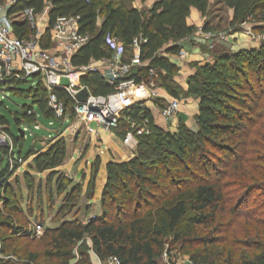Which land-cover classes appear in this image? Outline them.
I'll list each match as a JSON object with an SVG mask.
<instances>
[{"label":"trees","instance_id":"1","mask_svg":"<svg viewBox=\"0 0 264 264\" xmlns=\"http://www.w3.org/2000/svg\"><path fill=\"white\" fill-rule=\"evenodd\" d=\"M5 1L0 0V4ZM14 1L8 16L25 9H33L40 15L48 2ZM218 1L234 12L233 27L251 18H264V0ZM133 2L50 0V27L41 45L50 49L49 33L59 18L79 17L80 33L89 35L90 40L72 59L74 67H88L92 61L110 59L112 52L106 49L108 36L124 45L126 54L122 62L130 65L132 47L138 41L140 62L145 67L137 70L132 80L140 84L150 69L161 71L165 73L160 79L161 86L177 99L176 89L170 86L177 66L162 53H180L179 44L195 31L187 24L191 8L205 11L210 0H159L152 11L134 9ZM100 18L104 20L99 26ZM14 29L18 38H25L30 32L26 23H17ZM210 30L205 28V32ZM215 53L214 63L197 66L188 80V95L200 100L197 132L183 123L176 133L165 131L156 126L150 110L140 104L124 112L131 122H148L153 134L145 138V145L150 151L140 150L127 161L107 163L100 198L102 214L87 222L80 214L89 216L101 159L94 161V173L86 186L75 184L67 173L59 171L67 159L68 144L64 137L52 141L44 152L34 154L31 149L24 154L22 136L11 132L0 109V126L8 128L15 148H19L17 153L14 148L13 154L25 161L34 157L20 176L28 188L26 198L19 176L20 197L10 186L13 168L6 165L0 171V238L4 243L0 252L14 253L21 260L12 263L0 257V264H39V253L21 254L14 248L20 241L22 244L37 241L28 232L31 221L34 218L38 225L45 226L46 215L52 216L56 207L54 226L45 227L38 239L41 243L49 242L46 256L56 264H70L74 256L63 249V244H78L86 235L100 260L114 259L116 264H160L169 244L171 251L181 244L189 247L193 264H264V202L260 203L264 200V157L255 153V149H248L257 147L264 151V45L259 50L228 53L221 49ZM81 83L96 97L115 93V87L109 86L98 72L88 73ZM23 85L8 90L32 100L45 119L56 121L50 95L42 83L26 90ZM2 86L0 83V91ZM53 94L67 107L72 106L69 115L73 121L72 97L59 88H54ZM4 101H0L1 107H5ZM37 117L33 107L23 106L15 121L20 127L24 119L35 121ZM113 135L125 138V133L117 129ZM0 152L2 156L10 154L9 149ZM45 173L46 181L42 184ZM34 174L41 176L38 185ZM12 191L14 201L7 205ZM44 193L47 204L43 201ZM157 197L160 203L156 202ZM251 198L254 199L249 206ZM113 199L118 201V210L125 208V219L108 212ZM85 201L87 204L82 207ZM73 213V219L68 220ZM82 263L87 264L88 258Z\"/></svg>","mask_w":264,"mask_h":264},{"label":"rangeland","instance_id":"2","mask_svg":"<svg viewBox=\"0 0 264 264\" xmlns=\"http://www.w3.org/2000/svg\"><path fill=\"white\" fill-rule=\"evenodd\" d=\"M49 1V0H48ZM12 0H6L4 3V8H6ZM156 2V1H154ZM155 6V4H154ZM196 11V13H199L200 15V24L198 26H192L195 28L194 34L187 38V41L193 42L194 40L203 41L205 42V46L201 50L204 55L209 54L212 57L215 58V55L217 51L224 49V51L228 53H238L240 51H251V50H259L264 45V18L260 17L257 19L251 18L244 22L242 25L238 27L232 26L233 16L234 12L228 8H226L224 5H222L218 0H210L209 6L205 11H201L199 8L193 7L191 8V11ZM6 12V11H5ZM6 14V13H5ZM46 13L43 15L38 16L39 21V28L42 33H44V26H41V21L46 19ZM46 17V18H45ZM164 20H167V18H164ZM210 28V32H205V28ZM50 34V33H49ZM238 35V36H237ZM210 36H213V38H209ZM51 39L53 38L50 36ZM204 39V40H203ZM252 46V48L249 49H243L244 46ZM248 46V47H249ZM61 46L57 41L50 40V49L47 51V54L49 56V61L56 60L58 64V71L60 70V73L58 72V75L65 76L66 78H63V81H65V84H68L69 78L67 76H72L74 80L78 83H81L80 79H78L77 72L78 71H72L67 69L63 64V55L61 52ZM236 50V52H235ZM137 51V50H135ZM37 54V53H36ZM38 55V54H37ZM180 58V63L177 66V73L170 79V86L172 88L176 89L178 93L177 100H180L181 107L179 109V112L175 115V117L169 121H166L162 117V105H167L169 101L165 99L164 97L165 93L167 91L161 86V80L165 76V73L161 71H157V77L156 81L159 85V91H158V98L154 97L151 102H148L149 107H151L153 110L157 111L155 112L153 116L156 126L162 128L165 131H168L172 133V129L175 127H180V124L183 123L186 127H188L185 122L179 118L182 112L181 110L184 108V106L188 103L185 101L187 99H193V100H199L197 97L188 95V90L185 91L184 86L186 80H189L191 77H186L185 67L195 70L199 66L198 63L190 61L191 56L189 53L185 55H178ZM122 61V60H120ZM214 63V62H213ZM120 64V62L113 58L110 61H103L100 63L93 64V67H96L98 69H101L105 72L110 73L111 69L117 68ZM180 65V66H179ZM142 67H145L144 63H138L136 60L133 62L131 68L132 70H139ZM194 73V74H195ZM193 74V75H194ZM161 79V80H160ZM188 83V82H187ZM30 85L26 84L23 85V89L26 90L27 87ZM130 88V86L127 88V90ZM130 94V99L133 102L134 105L136 104V99L139 96V93L132 89L128 91ZM168 94V93H167ZM156 98V99H155ZM113 99V98H111ZM109 99L102 106H114V103L112 100ZM171 99V98H170ZM173 99V98H172ZM171 99V100H172ZM175 99V98H174ZM170 100V101H171ZM96 104H99L101 100L96 99ZM200 101V100H199ZM5 107H1V113L2 115L7 119V122L9 123V129L11 132L19 137V130L21 129L23 131V128L28 127L31 129V131L27 130V135L22 137L23 141L21 142L22 150L24 154H26L28 151L32 149V153L37 152H44L48 149L50 143L54 140L59 139V136H63L64 139L67 141V159L64 163V165L60 168V172L67 173L73 180L74 183H84L85 186L88 184L90 177L92 173H94L93 169V163L96 161L97 158L101 159V166L100 170L98 172L96 183H95V196L92 199L89 216L87 218L85 213L80 214V218H82L84 221H88L90 218H94L95 216H100L102 214L101 212V206H100V198L102 194V189L106 183V165L110 161H117V158H124L122 161L118 162H124L128 160V150L126 152V149L123 147V140L118 137L111 138V134L104 131L103 127L99 126L98 124H92L88 128L85 126V124L80 121L74 119L73 121L67 120L66 125L64 127H61V124L57 123L55 120H47L45 119L41 112L39 111L37 105H34L32 100L21 96L20 94L16 92H12L7 90L6 91V100L4 101ZM144 104V103H143ZM23 106L33 107L34 112L37 113V118L35 121H27L24 119V122L19 127L17 125V122L15 121L16 113L22 111ZM146 108H148L147 105H145ZM72 111V106L69 105L66 106V112L65 114H70ZM197 115H195V118L193 119L194 122H197ZM178 119V121H177ZM38 124V128L36 129V125ZM117 130L119 132L125 133V135L129 136L132 139L131 142V150L133 156L140 150L142 151H150L148 150L147 146L145 145L146 141L145 138L153 134V131L149 127V124L147 121H143L142 123L138 122H131L128 118V116L123 113L121 116V120L117 123ZM198 125V124H197ZM8 128L4 126H0V149H9L10 154L8 156L3 155L0 152V171L4 170L6 165L9 166V169L12 166V162L15 161L16 157L12 153V151L15 148V145L10 140V138L7 137L6 134L9 135ZM189 128V127H188ZM199 128V126H198ZM59 129L64 131L67 129L64 133H59ZM89 129V130H88ZM190 129V128H189ZM191 130V129H190ZM143 131L139 135V132ZM25 133V134H26ZM101 139V142H100ZM254 140V136L250 137V141ZM252 151L255 149V153H257L261 158L264 157V151H260L259 148L250 147L248 148ZM19 148L16 147L15 151L18 152ZM115 156H113V155ZM253 159L254 156H250V159ZM34 157H30L25 161V163L17 169H11L12 176L9 179V183L11 188L13 189L14 193H19L18 186H17V177L23 175V171L27 170L29 165L32 163ZM262 165V164H259ZM46 174L43 175V181L40 180L39 175H35L34 179L36 181V185H38L41 181L42 184L46 181ZM85 177V178H84ZM21 185H23V191L25 198L27 197V191L28 188L26 184L23 182L22 177H20ZM9 194L11 200L7 203V205H10L14 201V193ZM130 191H127L129 193ZM260 193H257L256 196L258 197ZM20 197V195H19ZM116 199V197H115ZM113 199L112 203L109 205L108 212L115 213L117 218L119 219H125V208H119L118 210V201ZM158 203L161 202V199L157 197ZM254 198H251L249 200V206L252 204ZM46 193H44V204H47L48 201ZM1 201V200H0ZM37 200H35L36 202ZM60 201L58 198L56 199L57 204H60ZM264 202V200H260ZM87 202H83L82 207L84 205L86 206ZM23 208L26 210V202L22 203ZM1 208V206H0ZM117 210V212H116ZM57 211V207L53 210V215L49 216L46 215L45 220V227H53L54 223L52 221L53 216L55 215ZM74 216V213L70 215L67 219L72 220ZM52 221V222H51ZM243 222V221H240ZM39 223L35 221L33 218V221H31L30 228L28 230L29 233L32 234V237L36 238L37 241L33 242H26L21 243L19 246H15V250L18 251L21 254H27L30 252H36L40 254L39 264H56L53 260L48 258L46 256V249L47 243H41L38 239L41 238L40 235H38L35 232V225H38ZM34 227V228H33ZM206 230L203 231V234H206ZM172 242V239L170 240ZM3 240L0 238V249L3 246ZM172 248V244L167 245V251L164 253L162 259L160 260V264H193L191 260V250L189 247L185 245H178L174 250H170ZM13 249V250H14ZM63 249L67 251H71L74 260L70 262V264H83V260L88 258L87 264H113L111 260L108 261H102L99 259V257L95 254L93 244L91 241V238L86 235L84 240L78 244L71 245V244H63ZM85 253V254H82ZM0 257H2L5 260H10L12 263L21 262L20 258L14 254V253H8L7 255H2L0 252ZM25 261V257H23ZM23 262V261H22ZM24 263V262H23Z\"/></svg>","mask_w":264,"mask_h":264},{"label":"built area","instance_id":"3","mask_svg":"<svg viewBox=\"0 0 264 264\" xmlns=\"http://www.w3.org/2000/svg\"><path fill=\"white\" fill-rule=\"evenodd\" d=\"M158 1V0H151ZM15 3L14 0L4 8L0 4V83L3 85L0 91V101L6 100V91L9 87L15 89L19 84L30 85V88H35L38 83H42L43 87L50 95L49 103L55 112V119L61 124V127L66 125L67 120H71L69 114H65L66 105L60 101L54 94V88L64 90L75 102L74 119L82 121L88 128L92 124H98L107 132H113L117 129V123L121 120L122 114L134 104L130 99L128 91L135 89L139 96L136 99V104L145 106L148 102L158 98L159 85L156 81L157 70L150 69L146 80L140 84H136L132 80L134 72L131 68L133 62L136 60L140 62V48L139 42L135 41L133 51L137 50L131 64L122 63V58L126 54L124 45L115 37L108 36L106 39V49L112 52V59L116 58L120 64L115 69H111L110 73L101 69L93 67H74L72 59L88 44L90 37L87 34L80 33L79 17L59 18L53 28L50 30V40L57 41L61 46L64 66L72 71H78V79L86 76L90 72H98L105 79L109 86L115 87V93L108 97H96L90 89L78 83L72 78H69L68 84H65L63 78L65 76L58 75V64L56 60L49 61L47 51L41 45L44 38V33L39 28L38 16L33 9H25L19 14L8 16V9ZM6 11V12H5ZM6 13V14H5ZM17 23H26L30 29L28 36L25 38H18L15 34V25ZM209 38H213L210 36ZM38 55H37V54ZM185 55L180 51V56ZM108 61V60H103ZM102 61V62H103ZM130 88L127 90V88ZM87 91L88 96L85 102H80L77 96L82 92ZM113 98V99H111ZM155 98V99H156ZM96 99L101 100L96 104ZM111 99L114 106H102L104 102ZM144 103V104H143ZM181 107L180 100L172 99L162 109V117L169 121L175 117ZM32 114V111H29ZM38 128V124L36 125ZM27 130L30 128H23L24 136L27 135ZM67 129L59 133H64ZM26 133V134H25ZM143 131L139 132V135ZM12 141L11 135L6 134ZM132 139L125 135L123 143L127 148H131ZM13 153V152H12ZM15 161L12 162V168L20 170L25 160L21 157L15 156ZM16 165V166H15ZM35 232L38 235L44 234L42 225H35ZM113 264H116L114 259H110Z\"/></svg>","mask_w":264,"mask_h":264},{"label":"crops","instance_id":"4","mask_svg":"<svg viewBox=\"0 0 264 264\" xmlns=\"http://www.w3.org/2000/svg\"><path fill=\"white\" fill-rule=\"evenodd\" d=\"M158 2H159V0L156 1V2L151 1V0H134V2L132 3V7L134 9H137V10H149V11H152L154 9V7H155L154 4L156 5V3H158ZM50 11H51V4H50V0H49L47 2V5L45 7L44 12L42 14H40V15H43L44 13H46L45 15L47 17V18L45 17L46 19H44V20H42L40 22L41 26H44V27H42V28H44V30H43L44 34L47 33V31L49 30V27H50V22H49ZM103 20H104L103 18L99 19V26L102 24ZM199 22H201L199 13H196V11L192 10L191 14H190V17L187 19V24L189 26H198V24H200ZM205 44L206 43L203 42V41L201 42V41H198V40H194L193 42H189V41L185 40V41L181 42L179 44V46L181 47V51H183L185 54H187V53L190 54V56L192 58V59H190V61L198 63L199 66H204L206 64H212L214 62V60H215L214 57H212L211 55L210 56H209V54L204 55L203 52L201 51L203 49V47L205 46ZM248 46L249 45L244 46L242 48L243 49L252 48V46H249V47ZM235 52H236V50H235ZM135 53H136V51H133V58L135 56ZM178 55H171V54L162 53L163 57L168 58L176 66H178V64L180 63V58L178 57ZM105 60L110 61V60H112V57L110 59H105ZM102 61L103 60L98 61V62L92 61L91 65L93 66V64L100 63ZM122 61H123V58H122ZM184 69H185V72H186V77L187 76L190 77V76H192L195 73L194 72L195 70H193V69L190 70V68H188V67L187 68L185 67ZM134 72H137V70H134ZM187 82H188V80H186V82H185V86H184L185 91L188 90V83ZM164 97H166L165 99L167 100V102L170 101L173 98L167 93H165ZM185 102L188 103V104H186L184 106V108L181 110L182 112L180 113L181 115L179 116V118H181L185 122V124L193 132H197L198 131V125H197V122H194L193 119L195 118V115H198V113H199V103H200V101L199 100H193L191 98V99H187ZM146 105L148 106V109L151 112H153V116H154L155 112L157 113V111L159 110V109L157 111L153 110L151 107H149L148 103ZM164 106L165 105H162V107H164ZM177 121H178V119H177ZM171 131H172V133H176L178 131V127L173 128ZM111 136H112L111 138L115 137L113 134H111ZM100 142H101V139H100ZM123 147L126 149L125 146H123ZM126 152H127V149H126ZM132 157H133V155H130V153L128 151V160L130 158H132ZM123 159L124 158H117V161H122Z\"/></svg>","mask_w":264,"mask_h":264},{"label":"water","instance_id":"5","mask_svg":"<svg viewBox=\"0 0 264 264\" xmlns=\"http://www.w3.org/2000/svg\"><path fill=\"white\" fill-rule=\"evenodd\" d=\"M87 96H88L87 91H82V92L77 96V99H78L80 102H85L86 99H87ZM19 134H20V136L24 137V133H23V131H22L21 129L19 130Z\"/></svg>","mask_w":264,"mask_h":264}]
</instances>
